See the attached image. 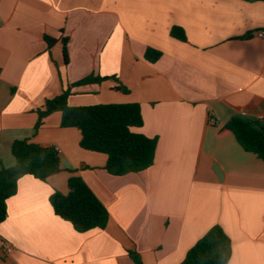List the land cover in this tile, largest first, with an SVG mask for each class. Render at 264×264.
I'll list each match as a JSON object with an SVG mask.
<instances>
[{
  "label": "crops",
  "instance_id": "0c3cea01",
  "mask_svg": "<svg viewBox=\"0 0 264 264\" xmlns=\"http://www.w3.org/2000/svg\"><path fill=\"white\" fill-rule=\"evenodd\" d=\"M260 32L264 0H0V163L14 166L12 142L28 139L58 148L61 165L46 182L18 179L0 264H134L130 250L142 264H180L214 226L230 238L227 264H264V162L223 128L264 115ZM90 74L108 79L73 87L69 104L138 103L134 131L157 142L149 168L109 174L59 112L35 130L45 101ZM70 170L107 209L106 228L80 233L54 213L49 197L67 192Z\"/></svg>",
  "mask_w": 264,
  "mask_h": 264
},
{
  "label": "trees",
  "instance_id": "16d2710c",
  "mask_svg": "<svg viewBox=\"0 0 264 264\" xmlns=\"http://www.w3.org/2000/svg\"><path fill=\"white\" fill-rule=\"evenodd\" d=\"M170 35L180 41L186 40L181 27L174 26ZM48 47L56 39L44 37ZM66 37L62 38L64 64L68 63ZM161 53L148 48L144 57L154 62ZM108 77L90 74L72 84H64L60 94L47 99L38 109L37 130L44 117L54 112L61 114L63 128H76L80 132V147L84 150L107 156L105 170L114 176H123L149 168L154 163L156 139L148 138L134 131L141 127L143 118L138 103H112L72 106L68 99L71 89L89 83H100ZM126 93L124 87H117ZM234 134L238 143L248 152L254 153L264 162V121L241 116L230 118L223 127ZM15 164L6 168L0 163V223L7 217V200L16 194L17 182L23 175L46 182L61 171L60 156L55 147L42 146L28 139L15 140L11 144ZM67 192L54 190L49 197L54 213L71 223L80 233L91 229H104L109 221V213L84 180L69 171ZM129 256L134 264H142L135 250ZM231 256V241L220 226L212 227L188 250L180 264H227Z\"/></svg>",
  "mask_w": 264,
  "mask_h": 264
},
{
  "label": "built area",
  "instance_id": "2783aa9c",
  "mask_svg": "<svg viewBox=\"0 0 264 264\" xmlns=\"http://www.w3.org/2000/svg\"><path fill=\"white\" fill-rule=\"evenodd\" d=\"M258 36L264 37V33L263 32H260V33H258ZM255 119H258V120H261L262 121L264 119V115H260V116H258ZM55 149L57 150L58 153L60 152L58 148H55ZM5 249H6L7 252L10 251V247L8 245H5Z\"/></svg>",
  "mask_w": 264,
  "mask_h": 264
}]
</instances>
